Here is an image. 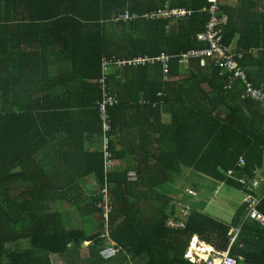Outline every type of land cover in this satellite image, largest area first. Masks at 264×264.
<instances>
[{
  "label": "trees",
  "instance_id": "16d2710c",
  "mask_svg": "<svg viewBox=\"0 0 264 264\" xmlns=\"http://www.w3.org/2000/svg\"><path fill=\"white\" fill-rule=\"evenodd\" d=\"M165 5L192 13L180 20L147 18ZM207 7V0H0V264H192L185 257L192 236L218 250L229 248L238 264H264V223L248 216L247 203L230 221L205 213L200 202H190L182 215L184 197L171 205L165 190L182 171L174 167L185 165L191 178L262 198L257 210L264 216V109L244 98L240 80L227 87L228 74L213 60L179 63L207 47L198 40ZM126 14L131 19H120ZM228 18L225 53L235 55L264 91V28L257 62L249 53L256 45L249 23L236 29ZM237 32L238 51L230 49ZM163 55L170 57L172 80L165 79ZM137 57L148 61L118 63ZM181 75L188 78L175 80ZM103 77L118 99L107 111L109 131L100 112ZM167 110L172 122L159 126ZM134 124L143 129V148L135 156L157 163L140 166L138 160L107 171L105 138L117 161L125 147L122 128ZM153 126L163 127L161 134L170 130L174 158L152 154ZM105 188L113 195L111 238L97 206ZM172 217L185 227H169ZM233 228L239 235L231 242ZM110 239L119 251L106 261L101 251Z\"/></svg>",
  "mask_w": 264,
  "mask_h": 264
},
{
  "label": "built area",
  "instance_id": "2783aa9c",
  "mask_svg": "<svg viewBox=\"0 0 264 264\" xmlns=\"http://www.w3.org/2000/svg\"><path fill=\"white\" fill-rule=\"evenodd\" d=\"M207 3L208 7L203 11L207 12L208 20L204 27V31L198 36L199 42L205 43L207 47L198 49V51L196 52L186 54V56H183L181 58L179 63L181 65L187 66L191 58L200 59L201 64H204L206 59L213 60L216 66L222 68L228 74L225 77L227 87H231V85L240 80L244 85V96L260 103V105L264 107V91L253 84V82L249 79L246 70L240 65L239 61L235 60V55H231V53H225V46L223 44L221 28L223 27V25H225L227 17L224 13L221 12L220 0H207ZM146 14L147 18L153 20L173 19L174 17L182 19L188 14H191V12L185 9L170 10L166 8L148 12ZM120 19L129 20L131 19V17L126 14L120 17ZM160 58L164 61V72L166 73L165 79L172 80V77H170V75H167L170 71L168 66V63H170V57L163 55ZM239 58H241V56ZM146 61H148L146 58L137 57L128 61L121 60L118 63L121 65L128 64L130 66H137L144 65ZM110 63L106 62L105 64L108 65ZM100 83L104 85V95L103 100L100 103V112L102 117L104 118V128L106 131H109L112 128L108 120H106V118L108 117L107 111L109 107L115 105L118 102V99L116 98L117 95L111 93L106 89L107 82L105 77L100 80ZM158 95L162 96L163 92H159ZM160 101H162L161 98ZM104 144V161L106 163V169L107 171H111L114 168L116 161L113 160L112 154L107 151L109 145L108 137L105 138ZM240 164L241 166L245 164V160L243 158H241ZM228 173L231 174V172ZM112 196L113 195L108 188L102 189L98 193L97 202V206L102 211V216L105 221V233L109 235L110 238V216L114 208ZM259 201L260 199L258 198L252 199L249 196L246 198V202L248 203L249 207L248 216H250L253 220H258L259 222L264 223V216L261 215L257 210ZM181 206V214L186 215L190 208L184 205ZM168 225L172 227H184L185 223L182 220L176 221V219L172 217L170 218V220H168ZM238 235L239 232L236 230L234 237L231 238V242H234L237 239ZM109 245L111 246H105V248L101 252V255L104 259L113 258L118 254L119 250L114 247L116 243L113 241L111 242L110 239ZM229 250V248H226L224 250H217L214 247L206 245L205 243L192 238L185 257L190 262L195 264H238L237 260L234 257L230 256Z\"/></svg>",
  "mask_w": 264,
  "mask_h": 264
},
{
  "label": "crops",
  "instance_id": "0c3cea01",
  "mask_svg": "<svg viewBox=\"0 0 264 264\" xmlns=\"http://www.w3.org/2000/svg\"><path fill=\"white\" fill-rule=\"evenodd\" d=\"M257 1L255 3L253 0H250L249 2H247V0H245L244 2L243 0H221L220 4H221V9L227 16L228 20H229L228 16L231 15V23H233L231 24V26H233L234 28L236 29L239 27L243 28L245 22L249 23V29L252 32V34L250 33V42L253 43V45L256 44L251 49V51H249V53H252L251 55L258 62L261 58L259 54L261 53V49L258 47L259 46L258 44L260 43L258 41H259V38L262 37L260 34H262V29L264 28V7H262V5L264 6V0H257ZM247 29L248 28H245V30ZM240 37H241L240 33L237 32L236 36L233 38V41H231V43L233 44H231L230 49H237L238 51V44L240 41ZM258 68H260V65L258 66ZM187 78L181 75L178 78L176 77L175 80L179 82H183ZM203 86L205 87V83H203ZM200 94L201 93L199 92V95ZM245 104L247 105L248 101L245 102ZM172 116H173L172 111L170 110L164 111L161 115V120L158 121V125L161 126V125L171 124ZM141 130L143 129H141V127L139 128L136 124L132 126L125 125L124 128H122V131H121V136H123L122 143L125 145V147L122 146L121 148L122 152L120 153V156L116 161L117 163L116 168L117 167L131 168L132 166H135L138 164V160H141L140 158L135 156V152L141 153V148H143V147H140L141 146V143H140L141 136L139 135V133L141 132ZM148 130H149L148 135L151 137V141H152L151 147H150L152 154H155L157 156H159L160 153H162V155L164 156L172 154L171 158H174V155H173L174 146L173 144L168 143L170 142V138L172 137L171 133H169L170 130L168 129L167 130L168 133H163V134H161L162 133L161 130H163V127H160L159 129V127L154 128L153 126V129H148ZM160 137H161V142H158L157 139ZM146 149L148 150L147 147ZM168 158L170 157L168 156ZM145 160H146L145 162L141 160L140 166H144L145 164L154 165L157 163L154 158H151L149 161L148 159L145 158ZM163 166L164 165H161L160 167H163ZM176 168L181 169L182 170L181 173L178 176H176L175 174L172 177V179L167 182V185H165L166 186L165 190L166 192L169 193L168 197L172 199L171 205L175 203L174 199L177 196L179 198L184 197V200H183L184 202H182V204L190 206V202L194 200L190 198V195H188L187 191L191 190L195 194L197 195L202 194L206 198V202L204 201L205 208L203 207L204 208L203 211H205V213L217 219L223 220V221H230L231 217H228L230 211L228 212L227 208L222 205H218L217 207H215L216 205L212 203L213 197L217 195L219 191H221L220 187H222L224 184L222 183L216 184L215 182L209 181L205 177L202 178L199 175H197L194 178H191V173H190L191 169H189L185 165L174 167V169ZM128 174L129 175L133 174L135 176V172L132 169H130ZM176 185H180L178 187L179 193H176V189H177ZM181 185H185L186 186L185 189H181L180 188ZM212 187H214V189H212ZM253 189L256 190V193L258 194L261 191L259 187L253 188ZM166 192H164V195ZM227 199H231V198L227 197ZM197 200L199 199L197 198ZM195 202H198V201H195ZM208 209H210V211H213L216 216L211 213H208L206 211ZM223 216H226L228 218L224 219L222 218ZM168 220H170V218L167 219V225H168ZM57 260L58 259H55L54 262Z\"/></svg>",
  "mask_w": 264,
  "mask_h": 264
},
{
  "label": "rangeland",
  "instance_id": "374dc122",
  "mask_svg": "<svg viewBox=\"0 0 264 264\" xmlns=\"http://www.w3.org/2000/svg\"><path fill=\"white\" fill-rule=\"evenodd\" d=\"M115 164L117 166V163H115ZM89 188H91L92 190L97 189V185L92 183V184H90ZM212 189H214V187H212ZM220 190L221 191H219V193L213 197L212 203L214 205H216L215 207H217L218 205H222V206L226 207L227 211L228 212L230 211L228 217H233V215L235 214L236 210L242 205V203H243L242 200L243 199L245 200V198L247 196H246V194H244V192L242 190L231 188V187H228L226 185H223L222 187H220ZM187 193L190 195V198H192L194 200V201H191V202H194V203H199L200 202L201 206L204 205V201L206 202V198L202 194H198L197 195L195 193H192L190 190H188ZM229 195H231V196H229ZM196 196H198V197H196ZM227 197H230L231 199H227ZM176 198H179V197L176 196ZM197 198L199 200H197ZM195 201H198V202H195ZM203 207L205 208V205ZM178 208L182 209V206L179 205ZM204 208H203V210H204ZM206 211L208 213H211V214L215 215V213L213 211H210V209H208ZM72 217H73L72 218L73 222L76 220L77 224L80 223V219L78 218V216H77L75 211H74V215L72 213ZM228 217L223 216L222 218L226 219ZM229 234H231V232ZM88 244L89 243H87V246H88ZM54 264H62L61 259L55 261Z\"/></svg>",
  "mask_w": 264,
  "mask_h": 264
},
{
  "label": "clouds",
  "instance_id": "9594fccd",
  "mask_svg": "<svg viewBox=\"0 0 264 264\" xmlns=\"http://www.w3.org/2000/svg\"><path fill=\"white\" fill-rule=\"evenodd\" d=\"M221 1V0H220ZM208 4V3H207ZM166 8H168V9H170V10H175V9H185V8H172V7H170V6H168V5H165L164 7H162V8H159V9H166ZM206 9V8H205ZM220 9H221V4H220ZM185 10H187V9H185ZM187 11H189V10H187ZM152 12V11H151ZM189 12H191L192 13V11H189ZM221 12L223 13V11H222V9H221ZM225 14V13H224ZM191 14H188L187 16H185L184 18H186V17H188V16H190ZM227 17V16H226ZM175 18V17H174ZM176 20H180V19H178V18H175ZM183 19V18H182ZM160 20H165V19H160ZM173 20V19H172ZM157 21V20H156ZM207 23V22H206ZM206 25V24H205ZM225 25H226V23H225ZM224 26V25H223ZM205 27V26H204ZM223 28V27H222ZM222 28H221V30H222ZM204 31V30H203ZM202 31V32H203ZM201 32V33H202ZM223 34V30H222V32H221V35ZM222 39H223V37H222ZM202 43V42H201ZM245 69V68H244ZM246 70V69H245ZM247 72V71H246ZM248 75V74H247ZM249 77V76H248ZM250 79V78H249ZM251 80V79H250ZM252 81V80H251ZM238 82V81H237ZM241 84H243L242 82H240ZM254 84V83H253ZM256 86V85H255ZM243 96H244V93H243ZM244 98H246L245 96H244ZM247 99H250V98H247ZM250 100H252V99H250ZM252 101H254V100H252ZM256 102V101H255ZM258 103V102H257ZM258 105L260 106V108H262V109H264V107H262L261 105H260V103H258ZM241 158H243V157H241ZM241 158H240V160H241ZM244 159V158H243ZM240 160H239V166H241V164H240ZM245 160V159H244ZM245 165V164H244ZM243 165V166H244ZM115 167H116V164H115V166H114V168L113 169H115ZM242 167V166H241ZM112 169V170H113ZM228 172H231V171H228ZM227 172V176H235V173L234 172H231V174H229ZM243 177H241V179H242ZM191 191V190H190ZM192 192V191H191ZM192 193H194V192H192ZM98 195V194H97ZM189 195V194H188ZM249 195H247V197H248ZM246 197V198H247ZM263 197V196H262ZM260 199H262V198H260ZM243 203H247L246 202V199L243 201ZM179 205H183L182 203H179ZM247 205H248V203H247ZM184 206H188L189 208H190V206L189 205H184ZM259 212V211H258ZM101 214H102V211H101ZM261 214V213H260ZM262 215V214H261ZM102 218H103V216H102ZM110 218H111V216H110ZM103 221H104V218H103ZM111 222V221H110ZM104 223H105V221H104ZM169 227H172V226H170V225H168ZM112 227V226H111ZM180 227V226H179ZM185 227V226H184ZM174 228H178V227H174ZM235 232V230H234V228H233V230H231V234H233ZM231 234H229V235H231ZM192 238H195L197 241H201V242H203V243H205L206 245H209V246H211V247H213L211 244H207L205 241H203L202 239H200L198 236H192L191 238H190V240H189V242H188V248H189V244H190V242H191V240H192ZM87 244V243H86ZM105 248V247H104ZM103 248V249H104ZM215 248V247H214ZM216 249V248H215ZM218 250V249H217ZM103 251V250H102ZM101 251V252H102ZM187 252V251H186ZM117 256V255H116ZM114 258V257H113ZM235 258V257H234ZM110 259H112V258H110ZM110 259H105L106 261L107 260H110ZM189 261V260H188ZM190 262V261H189ZM192 263V262H191ZM192 264H195V263H192Z\"/></svg>",
  "mask_w": 264,
  "mask_h": 264
},
{
  "label": "water",
  "instance_id": "95a60500",
  "mask_svg": "<svg viewBox=\"0 0 264 264\" xmlns=\"http://www.w3.org/2000/svg\"><path fill=\"white\" fill-rule=\"evenodd\" d=\"M243 175H244L243 173L238 174V178L241 179V177H243ZM86 246H87V244L84 243V244H83V247H86Z\"/></svg>",
  "mask_w": 264,
  "mask_h": 264
}]
</instances>
